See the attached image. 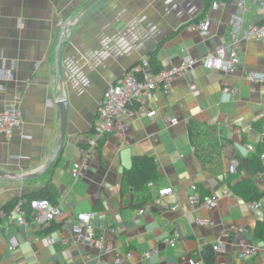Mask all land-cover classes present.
Segmentation results:
<instances>
[{"label":"crops","instance_id":"0c3cea01","mask_svg":"<svg viewBox=\"0 0 264 264\" xmlns=\"http://www.w3.org/2000/svg\"><path fill=\"white\" fill-rule=\"evenodd\" d=\"M89 2L0 0V111L16 103L24 118L11 136L0 132V209L46 192L63 211L62 220L46 227L11 223L1 231L0 264H113L128 251L131 264H206L208 246L220 242L217 264H264V237L255 234L264 212L247 206L253 190L264 193V172H253L264 152L263 41L242 42L233 74L198 66L168 91L157 90L154 116L133 109L123 117L124 134L106 135L83 175L71 173L105 90L126 70L153 55L161 69L205 56L229 41L235 16L242 32L263 24L264 0L219 1L207 10L204 0H98L84 10ZM205 17L211 20L206 38L194 28ZM250 71L261 75L255 86L246 79ZM61 99L68 103L63 151L44 173L29 177L60 141ZM135 154L154 156L160 174L143 196L124 178ZM232 157L241 160L234 174L228 172ZM192 184L202 198L224 189L234 194L208 210L189 202ZM167 187L172 192L161 195ZM89 211L96 212V233L113 251L74 239L65 219ZM175 231L177 244L165 243ZM250 248L252 256L245 254Z\"/></svg>","mask_w":264,"mask_h":264},{"label":"built area","instance_id":"2783aa9c","mask_svg":"<svg viewBox=\"0 0 264 264\" xmlns=\"http://www.w3.org/2000/svg\"><path fill=\"white\" fill-rule=\"evenodd\" d=\"M220 2H214L213 7L218 8ZM241 18L235 16L232 21V30L228 42L217 45L212 51L203 57H184L179 64L167 68L160 69L158 72L153 71L151 63L148 59H144L139 65L132 69H128L113 84H111L104 92L98 106V121L93 127L88 142L81 148L82 158L76 161L71 170L72 176L79 179L90 162V155L94 152L108 134L123 135L124 124L123 117L131 114L132 110H136L145 116L152 117L156 114V110L152 109L151 102L157 90L162 89L168 91L175 79L184 76L198 66H204L208 69H219L226 74H233L239 69L241 64L240 48L244 40H259L264 42V23L251 24L246 31H241ZM211 20L209 17L203 18L194 25V28L206 38L210 33ZM246 79L251 85L258 84L262 78L256 71H250L246 75ZM225 92H233L229 87L224 88ZM19 98H16V102ZM177 120H172L175 123ZM24 122L22 110L16 103L8 104L0 111V132L11 136L15 130L22 128ZM229 125V124H227ZM195 148V147H194ZM250 151L255 150L252 144L247 145ZM264 165V152L261 154ZM241 165L238 157H232L229 163L228 172L234 174ZM150 187L154 184L150 182ZM172 187L161 189L159 193L164 195L172 192ZM191 193L188 197L191 204L202 205L206 209L211 210L218 206L222 195H233L230 189H224L221 193H213L210 196L202 198L197 190V185L192 184ZM250 210H261L264 212V196L260 199L249 201L247 204ZM178 205L172 206L175 210ZM30 210V212L28 211ZM145 210L140 209V213ZM29 212V213H28ZM96 212H80L74 218H66L65 222L70 225L72 234L77 241H87L91 246L102 250L104 253L113 251V246L104 241L102 236H98L93 218ZM63 219V211L59 204L52 203L47 198H25L21 197L16 203L14 209L10 213L4 210L0 211V232L10 230L11 223L19 226L37 225L46 227L54 221ZM200 224H212L209 220H198ZM180 235L177 231L170 238H165L164 242L172 246L179 241ZM13 245H15L13 243ZM13 248V247H12ZM215 251H222L223 244L220 242L214 245ZM253 249H247L245 254L253 255ZM152 252H147L150 256ZM132 252L128 251L122 256H117L113 264H131ZM194 264H204L202 260ZM220 264H223L221 262Z\"/></svg>","mask_w":264,"mask_h":264},{"label":"trees","instance_id":"16d2710c","mask_svg":"<svg viewBox=\"0 0 264 264\" xmlns=\"http://www.w3.org/2000/svg\"><path fill=\"white\" fill-rule=\"evenodd\" d=\"M219 1L229 2L231 0H204L206 10L210 8L214 2ZM150 63L153 71L158 72L161 69L159 60L156 55L151 56ZM262 153L263 152H260L259 156H261ZM259 171L264 172V165L262 163H260L259 165L257 164V167H255L253 170L254 173H258ZM124 178L126 184L133 189L137 196H143L147 184H149L150 182L154 184L160 178L156 158L148 154L133 155L131 166L124 172ZM250 196L251 197L249 199L256 200L262 198L264 196V193L262 191L253 190ZM34 198H47L50 201H53V199L46 192L38 193ZM19 199L20 197L15 198L13 201L9 202L2 209H0V211L4 210L6 213H10L14 209ZM28 211L30 212V210ZM255 234L257 238L262 239L264 237V221H259L257 223Z\"/></svg>","mask_w":264,"mask_h":264},{"label":"water","instance_id":"95a60500","mask_svg":"<svg viewBox=\"0 0 264 264\" xmlns=\"http://www.w3.org/2000/svg\"><path fill=\"white\" fill-rule=\"evenodd\" d=\"M97 1L98 0H91V2H89V4H87L85 6L84 10L90 8ZM58 105H59L60 110H61V121H62V132H61L60 141H59V143H58V145L54 151V154L52 155L50 160L47 162V164L41 170H39L37 173H34L29 177H35V176H38V175L44 173L47 169H49V167L53 164V162L57 159V157L63 151V146H64L66 132H67V123H68V103L65 99H61L58 102ZM208 250H209V253H208L206 260H205L206 264H217L216 263V251L214 249V246L209 245Z\"/></svg>","mask_w":264,"mask_h":264}]
</instances>
